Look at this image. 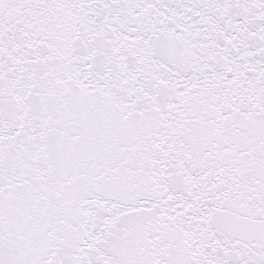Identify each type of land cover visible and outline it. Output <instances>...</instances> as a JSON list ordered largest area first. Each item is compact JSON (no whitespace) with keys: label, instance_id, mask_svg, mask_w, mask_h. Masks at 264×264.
Wrapping results in <instances>:
<instances>
[{"label":"snow or ice","instance_id":"snow-or-ice-1","mask_svg":"<svg viewBox=\"0 0 264 264\" xmlns=\"http://www.w3.org/2000/svg\"><path fill=\"white\" fill-rule=\"evenodd\" d=\"M0 264H264V0H0Z\"/></svg>","mask_w":264,"mask_h":264}]
</instances>
